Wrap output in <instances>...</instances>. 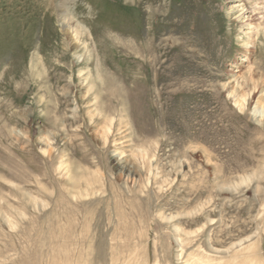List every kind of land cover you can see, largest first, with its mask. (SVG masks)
<instances>
[{
	"label": "rangeland",
	"instance_id": "rangeland-1",
	"mask_svg": "<svg viewBox=\"0 0 264 264\" xmlns=\"http://www.w3.org/2000/svg\"><path fill=\"white\" fill-rule=\"evenodd\" d=\"M59 1L0 0V264H264L263 11Z\"/></svg>",
	"mask_w": 264,
	"mask_h": 264
},
{
	"label": "bare ground",
	"instance_id": "bare-ground-1",
	"mask_svg": "<svg viewBox=\"0 0 264 264\" xmlns=\"http://www.w3.org/2000/svg\"><path fill=\"white\" fill-rule=\"evenodd\" d=\"M70 1H74V0H60L58 2L57 7H58V11H59V17L61 19V28L64 32L65 35H67V38H71L72 40L75 39L78 40V35L80 33L83 32V30L85 29V25H81L76 19H74V15L72 9H71V4ZM251 2V9L253 12L259 10L258 12H262L264 13V4H262L261 1L264 0H248ZM260 20L258 22H256L255 24H253L251 27L254 28L255 30H262L264 31V14H261L259 16ZM73 19L75 20V24L72 23ZM249 24V23H248ZM251 25V24H250ZM244 104L241 103L240 107H242ZM185 264H195V263H190L189 261H187Z\"/></svg>",
	"mask_w": 264,
	"mask_h": 264
}]
</instances>
